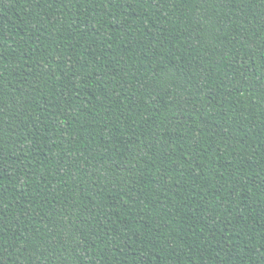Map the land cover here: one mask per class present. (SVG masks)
Instances as JSON below:
<instances>
[{"label": "trees", "instance_id": "16d2710c", "mask_svg": "<svg viewBox=\"0 0 264 264\" xmlns=\"http://www.w3.org/2000/svg\"><path fill=\"white\" fill-rule=\"evenodd\" d=\"M0 264H264V0H0Z\"/></svg>", "mask_w": 264, "mask_h": 264}]
</instances>
